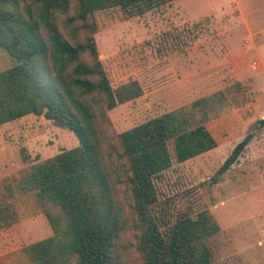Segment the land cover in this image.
I'll use <instances>...</instances> for the list:
<instances>
[{"label":"trees","instance_id":"16d2710c","mask_svg":"<svg viewBox=\"0 0 264 264\" xmlns=\"http://www.w3.org/2000/svg\"><path fill=\"white\" fill-rule=\"evenodd\" d=\"M174 1L0 0V48L13 62L0 73V127L43 116L79 141L32 165L18 184L19 194L36 196L53 231L23 249L32 264H215L221 227L201 195L168 196L159 186L175 164L217 148L206 126L168 113L116 137L106 130L109 112L144 90L138 81L112 86L95 41L97 14L141 17ZM250 140L235 147L215 183ZM10 208L0 205V230Z\"/></svg>","mask_w":264,"mask_h":264},{"label":"rangeland","instance_id":"374dc122","mask_svg":"<svg viewBox=\"0 0 264 264\" xmlns=\"http://www.w3.org/2000/svg\"><path fill=\"white\" fill-rule=\"evenodd\" d=\"M97 22L95 41L112 86L138 81L144 90L109 112L108 134L168 113L185 117L190 128L206 126L217 148L175 164L159 180L161 191L201 195L221 227L212 242L215 264H264V0H175L135 18L120 9L100 12ZM12 66L0 48V73ZM248 135L244 153L215 183ZM78 145L43 116L0 127V205L11 207L0 230V264H32L23 249L53 236L36 196L19 194L20 180L32 165Z\"/></svg>","mask_w":264,"mask_h":264}]
</instances>
